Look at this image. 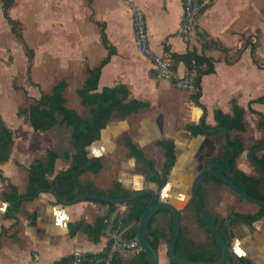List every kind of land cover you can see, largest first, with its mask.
<instances>
[{
    "label": "crops",
    "instance_id": "1",
    "mask_svg": "<svg viewBox=\"0 0 264 264\" xmlns=\"http://www.w3.org/2000/svg\"><path fill=\"white\" fill-rule=\"evenodd\" d=\"M133 1L145 11L149 43L155 51L159 52L165 49V46H168L171 52H184L194 47L197 52H204L214 58V71L202 74L199 83L198 100L206 108L205 122L216 124L215 108L231 113L233 99L244 107L245 130L233 129L230 135L241 137L245 146L238 156V167L252 171L245 154L252 144L264 137V129L258 125V114L253 111H260L264 115V101L250 103V100L264 94V64L253 61L251 55V44L255 45L254 32L258 17L256 0H209L208 6L195 15L194 25L209 37L216 39L225 47L224 50L217 47L203 48L199 37L188 39L177 32L182 17L183 0ZM87 3L92 22H104L109 41L116 47V53L111 55L110 60L101 68L97 89L124 83L130 91V96L147 101L149 105L125 117L113 115L108 120L101 128L99 138L93 142L95 144L91 142L89 150L86 149V154L101 156L102 168L98 172L85 171L78 178L82 182L92 181L101 190L110 188L113 180L120 181L125 188L132 190L150 187L158 191L161 188V198H167L179 206L181 226L186 228L187 236L197 243L208 242V233L199 225L195 216L190 186L197 167L200 164L207 165L212 156L221 154L222 147L218 135H194L185 127L187 123L198 122L203 113L202 107L191 98L194 90L176 88L169 79L155 75L150 59L134 45L131 10L124 0H118V4H114V0H87ZM76 20L80 23V26L77 25L80 30L81 21L83 23L84 20ZM94 29L92 32L88 31L94 38L91 44L86 40L79 43L75 38L72 45L66 48L71 57L58 58L57 79L51 86L61 79L67 81L65 96L68 106L71 105L68 103L66 91L70 81L74 79L77 82V89L86 77L85 66L98 64L106 55L107 50L100 40V25ZM79 30L73 32L74 35L78 36L86 31L84 23L82 31ZM83 35L88 36L86 33ZM97 38L104 52L97 57L96 63L90 64L89 50L91 45L97 42ZM74 43L86 51L87 58L82 64L76 58L78 49ZM257 47L255 45L256 58L257 53H260ZM176 67L179 73L185 70L182 62ZM27 68L30 71L32 66L30 68L27 64ZM79 105H82L80 98ZM79 105L71 107L87 117L88 108ZM142 112L146 113L136 120ZM21 114L19 110L12 114V117L17 119V125L23 132L29 130L27 125L33 129L27 121V114L24 115L26 121L20 118ZM178 115L186 118L180 126L172 122ZM61 125L70 130L64 123L46 129L48 132L43 134L42 139L45 136L47 140H43V143L23 140L22 132L19 133L21 138L16 137L13 127L9 125L13 130L14 142L9 158L0 163L3 175L8 177L0 179V264H53L55 261L70 258L76 249L88 256L99 255L105 251L108 239L114 233L118 234L107 228L98 241L91 240L80 230L70 234L69 222L85 220L93 223L98 216L108 212L111 205L88 198L62 205L51 190L41 191L34 199L24 200L16 217L7 215L8 201L4 199L3 191L7 190L8 181L22 192L27 183L26 166L35 158H43L47 148L60 153L74 152L71 137L67 144L64 140L59 142V137L55 135L54 131ZM124 135H129L146 156L154 159V166L158 171L161 170L165 157L157 140L162 137L172 138L176 158L167 174L165 186L158 188L154 181L147 180L144 173L137 169L138 163L135 157L128 153L123 141ZM39 140L41 141V138ZM69 163L70 158L65 159L60 154L55 160V173L66 169ZM202 187L204 205L218 221L226 223V233L237 256H244L251 264H264V215L253 221L252 225L231 220L233 210L254 212L258 209V204L237 198L224 184L214 180L204 182ZM126 209V204L119 202L113 212H124ZM153 226L159 227L169 236L170 215L157 213ZM167 241H161L158 246L157 264H170L166 252Z\"/></svg>",
    "mask_w": 264,
    "mask_h": 264
},
{
    "label": "trees",
    "instance_id": "2",
    "mask_svg": "<svg viewBox=\"0 0 264 264\" xmlns=\"http://www.w3.org/2000/svg\"><path fill=\"white\" fill-rule=\"evenodd\" d=\"M0 2L3 16L10 23L11 30L22 39V29L19 27L20 20L9 14V9L13 6L14 0H0ZM208 4L209 2H206L199 11H203ZM98 24L100 25L99 31L101 43L107 50L106 55L100 59L98 64L94 66H85L86 77L81 86L76 89L80 102L88 108L89 115L84 117L75 108L66 104L67 99L65 96V89L67 87V81L65 79L57 81L51 86L49 91L41 92L40 95L34 97L27 106L19 109V113L25 112L27 114V121L35 130H46L57 124L64 123L70 128L71 141L73 136H75V150L73 153L68 151L60 153L55 149L47 148L43 158H35L28 166H26L27 183L25 190L22 192L18 191L15 184L9 181L7 182V190L3 191V197L8 201L7 215L10 217H16L17 212L21 210V205L24 200L34 199L41 191L50 190L51 182H53L65 200H72L75 196L83 192H98L111 196H127L138 191L125 188L118 180H113L110 188L101 190L97 188L92 181L89 180L82 182L78 178L79 175L85 171L98 172L102 168L103 164L101 156L86 157V146L99 138L100 130L106 125L108 120L113 115L125 117L149 105L147 101L130 96V91L124 83H117L112 86L106 85L100 90L97 89L102 66L110 60L111 55L116 53V47L109 41L105 31L104 22H98ZM193 27L196 37H199V39L202 40L203 48L217 47L223 50L225 49V47L216 39L209 37L206 32L198 29L196 24ZM26 49L30 67L33 53L29 47L26 46ZM165 49H169L168 46H165ZM251 55L253 61L258 63L257 58L255 57V45L253 43L251 44ZM172 56L175 59L176 65L182 62L186 69L195 70V89L191 93V98L203 109L199 121L196 123H187L185 127L194 135L199 133L217 134L221 143V154L212 156L206 164L217 163L219 165L218 169L240 189L252 196L264 199L263 177L251 163L252 171H245L238 167V156L245 149V146L241 137L230 135V131L233 129L240 131L245 130L244 107L233 99L231 113L224 112L220 108H215L214 117L216 124L212 125L205 122L206 108L204 104L198 100L200 94L199 83L202 74L214 71V58L204 52H197L194 47L188 48L184 52L173 51ZM252 101H264V94L250 100V103ZM253 111L258 114V125L264 129L263 113L257 110ZM224 128L227 130V142H225L224 138ZM123 141L128 148V153L135 157L138 163L137 169L144 173L147 180L154 181L158 188L162 187L166 182L167 174L176 158L175 145L172 138L162 137L157 140V144L162 148L165 157L160 171L155 168L154 159L146 156L143 150L136 145L129 135H124ZM13 142V130L6 123L0 112V163H3L9 158ZM262 144H264V137L259 138L250 146V148ZM230 149L233 151L231 155ZM60 154H62L65 159L70 158V163L66 169L55 173V160ZM250 156L264 169V149L252 152ZM226 158H228L227 161ZM227 167H229V170H226ZM71 168H73L75 173L74 178H71ZM7 178V176L3 175L0 168V179L3 180ZM208 180H214L220 184H224L219 178L210 173L206 175L202 184ZM202 184L199 185L197 194L201 202L204 204L202 197ZM224 185L233 192L226 184ZM233 193L237 198L244 199L238 196L235 192ZM88 199L107 203L111 205V208L105 214L98 216L93 223L85 220L69 222L70 234L80 230L85 232L91 240L98 241L107 228H111L112 231L118 233L124 227L131 224V226L122 233L123 239L129 240L134 239L140 215L147 204L149 195H140L124 202L127 208L126 211L116 213L113 211L117 203L96 198ZM192 206L197 222L199 225L203 226L208 233V242H195L192 238L187 236L186 228L181 226L174 245V251L176 254L186 258L209 263L215 262L221 256L220 247L210 233L194 202H192ZM157 213H166L170 215L168 209H159L148 221L146 238L156 251L160 242L168 240L169 238V236L159 227L153 226V219ZM231 215L232 221H243L252 225L253 221L264 215V205L258 204V209L254 212H240L233 210ZM213 218L217 222L225 240L230 243L225 229L226 223L218 221L215 216H213ZM113 240V236L108 239L107 246L105 251L101 252L102 254L109 250ZM237 259L238 261L230 259L229 264H251L244 256H237ZM109 264H148V261L145 252L139 248L129 256H123L117 251L113 252ZM170 264L175 263L170 261Z\"/></svg>",
    "mask_w": 264,
    "mask_h": 264
},
{
    "label": "rangeland",
    "instance_id": "3",
    "mask_svg": "<svg viewBox=\"0 0 264 264\" xmlns=\"http://www.w3.org/2000/svg\"><path fill=\"white\" fill-rule=\"evenodd\" d=\"M256 2L258 17L254 43L260 52L257 53V60L264 64V0H256ZM114 4H118V0H114ZM88 6L87 0H14L9 14L20 20L21 39L11 30L10 23L3 16L0 2V112L4 114L3 117L7 123L13 127L16 137L21 138L22 136L23 140L30 139L33 143H43V140H47L45 136L42 139V136L48 130L35 131L27 125L29 130L23 132L12 114L27 106L33 97L50 90L51 84L57 79L58 58L60 56L71 57L66 50L74 40L77 39L79 43L86 40L90 44L94 41L93 35L89 32L95 30L94 27L98 28V24L92 22ZM80 18H83L87 32H81L76 36L73 32L79 30L77 25L80 26V23L76 19ZM83 23L81 21L79 31H82ZM83 33L88 36H84ZM74 45L78 49L76 58L82 64L87 58L86 51L83 47L80 49L79 44L74 43ZM26 46L33 51L30 65L32 71L27 68L29 62ZM89 52L91 53L89 63H96L97 57L104 52L98 38L97 42L91 45ZM76 85L77 82L72 79L66 91L68 103L74 107L79 105V97L75 93ZM79 106L82 107V105ZM145 113L142 112L136 120ZM21 115L20 118L26 121L25 112ZM184 119L186 118L178 115L173 118L172 122L180 126ZM21 132L23 135L20 136ZM54 132L59 137V142L64 140L65 143H69V129L61 125Z\"/></svg>",
    "mask_w": 264,
    "mask_h": 264
},
{
    "label": "water",
    "instance_id": "4",
    "mask_svg": "<svg viewBox=\"0 0 264 264\" xmlns=\"http://www.w3.org/2000/svg\"><path fill=\"white\" fill-rule=\"evenodd\" d=\"M226 131H227L226 128H224L225 142H227ZM96 140L92 141V143L95 142ZM72 144L75 146V136H73ZM90 145L86 146L87 150H89ZM263 149H264V144L259 145V146H255V147L250 148L246 152L245 155H246L247 159L249 160V162L258 170V172L260 173V175L264 179L263 167L254 158H252L250 156V154L252 152L260 151ZM232 153H233V151H232V149H230V155ZM90 156H91L90 153L86 154V157H90ZM227 159L228 158H226V161H227ZM218 167H219V165L217 163H211L208 165L200 164L196 169V172L192 178L191 186H190V197H191L192 201L195 203V205L197 206V208H198L201 216L203 217L210 233L212 234V236L216 240V242H217V244L221 250L220 258L217 261L212 262V263L186 258V257L180 256V255L175 253L174 245L176 243V240H177L178 234L180 232V228H181V211L179 209V206L176 205L175 203H173L172 201H170L169 199H167V198L162 199L161 198V194H160L161 188L157 191L154 188L143 187L142 189L138 190L137 192H134V193L127 195V196H111L108 194H103V193H98V192H83V193L75 196L72 200H65L61 196L60 192L55 187L53 182H51V184H50V190L54 192L58 202L62 205H69V204H72V203H75L77 201L87 199V198H96V199H101V200H105L108 202H115V203L127 202V201H129V200H131L137 196L147 194V195H149V199H148L147 204L145 205V207H144V209L140 215L134 239L137 241L139 247L145 252L148 264H157V260H158L157 251L147 241L146 228H147V224H148L150 217L159 209H168L169 213L171 215V227H170V233H169V238L167 241V248H166L167 256H168L170 261H172L175 264H229L230 259L238 261L237 254L234 251L232 244L229 243L228 241H226L225 238L223 237V235L219 229V226H218L217 222L215 221V219L213 218L210 211L207 209V207L199 199L198 194H197V190H198L199 185L202 184L206 175L210 173V174H213L214 176H216L217 178H219L224 184H226L238 196H240V197H242L248 201L254 202L256 204L264 205V199H260V198H257L255 196H252V195L248 194L247 192L243 191L242 189H240L224 173H222L218 169ZM71 169H72L71 178H74L75 173L73 171V168H71ZM226 170H229V167H227ZM165 185H166V183L164 184V186ZM143 186H144V184H143ZM130 226H131V224L127 225L126 227H124L122 230H120L118 232L117 238L119 240H124L122 237V233L126 229H128Z\"/></svg>",
    "mask_w": 264,
    "mask_h": 264
},
{
    "label": "built area",
    "instance_id": "5",
    "mask_svg": "<svg viewBox=\"0 0 264 264\" xmlns=\"http://www.w3.org/2000/svg\"><path fill=\"white\" fill-rule=\"evenodd\" d=\"M208 1L183 0L181 22L177 28L179 34L184 35L188 39L196 36L193 27L195 15ZM124 2L131 10L134 45L150 59L155 75L158 78L169 79L176 88L194 90L195 70L185 68L179 73L171 50L162 49L159 52L155 51L149 43L147 18L144 9L133 0H124ZM113 237L114 240L109 250L104 254L88 256L81 250L76 249L72 252L70 258L55 261L53 264H109L113 252L117 251L123 256H129L140 248L135 239L119 240L115 233ZM34 257H36V253H34Z\"/></svg>",
    "mask_w": 264,
    "mask_h": 264
},
{
    "label": "bare ground",
    "instance_id": "6",
    "mask_svg": "<svg viewBox=\"0 0 264 264\" xmlns=\"http://www.w3.org/2000/svg\"><path fill=\"white\" fill-rule=\"evenodd\" d=\"M93 144H95V143H93Z\"/></svg>",
    "mask_w": 264,
    "mask_h": 264
}]
</instances>
